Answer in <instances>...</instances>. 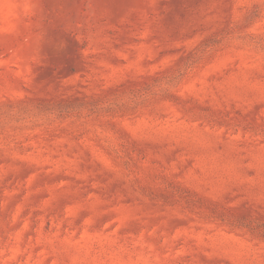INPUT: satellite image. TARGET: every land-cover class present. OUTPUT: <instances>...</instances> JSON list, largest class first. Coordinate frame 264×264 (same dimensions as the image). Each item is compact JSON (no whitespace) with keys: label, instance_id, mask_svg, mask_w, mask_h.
Wrapping results in <instances>:
<instances>
[{"label":"rangeland","instance_id":"1","mask_svg":"<svg viewBox=\"0 0 264 264\" xmlns=\"http://www.w3.org/2000/svg\"><path fill=\"white\" fill-rule=\"evenodd\" d=\"M0 264H264V0H0Z\"/></svg>","mask_w":264,"mask_h":264}]
</instances>
